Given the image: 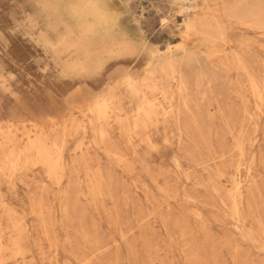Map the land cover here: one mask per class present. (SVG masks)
Masks as SVG:
<instances>
[{
  "label": "rangeland",
  "instance_id": "1",
  "mask_svg": "<svg viewBox=\"0 0 264 264\" xmlns=\"http://www.w3.org/2000/svg\"><path fill=\"white\" fill-rule=\"evenodd\" d=\"M83 1L0 0V264H264V0Z\"/></svg>",
  "mask_w": 264,
  "mask_h": 264
},
{
  "label": "bare ground",
  "instance_id": "2",
  "mask_svg": "<svg viewBox=\"0 0 264 264\" xmlns=\"http://www.w3.org/2000/svg\"><path fill=\"white\" fill-rule=\"evenodd\" d=\"M236 2V6L237 8L239 7V3H240V0H237V1H234ZM243 2V1H242ZM244 3V2H243ZM235 5V3H234ZM242 5V3H241ZM243 6V5H242ZM83 7V6H82ZM254 7V6H253ZM252 7V9H253ZM257 7V6H256ZM261 7H263L261 5ZM244 8V6H243ZM250 8V7H249ZM245 9V8H244ZM263 9V8H261ZM233 10V9H232ZM238 10V9H237ZM236 10V11H237ZM246 10V9H245ZM248 10V8H247ZM256 11V10H254ZM252 11V12H254ZM238 12V11H237ZM242 12V11H240ZM247 12V11H246ZM249 12V11H248ZM236 13V12H235ZM237 14V13H236ZM241 14V15H240ZM239 15L240 16H243L245 13H240ZM243 14V15H242ZM251 14V13H250ZM256 14V13H254ZM254 14L252 13L251 15L254 16ZM239 16V17H240ZM79 18V17H78ZM242 19V18H240ZM242 21V20H241ZM81 28V27H80ZM214 31V30H213ZM216 31V30H215ZM212 33V32H211ZM217 33V31H216ZM221 34V32H220ZM214 35V34H213ZM212 36V35H210ZM209 36V37H210ZM217 34L214 35V37L216 38ZM213 37V36H212ZM219 37V36H218ZM214 39V38H213ZM120 51V50H119ZM121 52V51H120ZM119 53V52H118ZM170 58V57H169ZM173 58V57H172ZM166 59V58H165ZM170 60V59H169ZM165 63V62H164ZM163 63V65H160L157 66L156 70H157V73L159 74V78L160 77H166V78H171L172 75H171V71L170 69ZM173 71V70H172ZM174 78V77H172ZM140 81V80H138ZM145 82V84L147 83L148 87L152 89H156L155 87V82H154V79L153 78H150V77H145L143 78V81H142V84ZM176 82H177V86H178V89H182V83H181V80L180 78H176ZM138 83V82H137ZM136 83V84H137ZM141 83V82H140ZM136 86V85H135ZM138 87V86H136ZM155 87V88H154ZM142 88V87H141ZM129 89V88H128ZM141 93H142V90L140 89ZM155 91V90H154ZM165 95V94H164ZM143 96V95H142ZM144 97V96H143ZM142 105V104H141ZM104 107H105V104L103 102H95L93 104H88L85 106V108L83 109H80L81 113H83V115H89V114H96V116H99V114H101V112L104 110ZM139 110V109H138ZM137 110V111H138ZM145 110V109H144ZM142 111H143V108H142ZM143 114V113H142ZM144 115V114H143ZM96 118V117H95ZM52 121H53V124H56L57 123V120L54 118V117H51ZM141 119V118H140ZM143 119V118H142ZM97 120V119H96ZM93 121H90V123H92ZM22 121L21 122H11L9 124H6L4 126H0V152H4V153H9V151H5L4 150V147L3 145L6 144V143H9L11 145H13V147L16 145V142H15V139H16V134H17V131L20 129V125H21ZM95 123V122H94ZM144 123V122H143ZM23 126V125H22ZM52 126L49 125V124H46V125H35L34 128L31 130V132L33 131L34 133V138L32 140H38L39 142H42L44 140H48V132H50V128ZM144 127V126H143ZM96 128V127H95ZM85 130V129H84ZM93 130V129H92ZM95 130V129H94ZM95 132V131H94ZM102 133V132H101ZM33 135V134H32ZM94 135V134H93ZM99 135V134H98ZM97 135V136H98ZM27 136V135H26ZM96 136V137H97ZM99 137V136H98ZM19 138V137H18ZM22 139V138H21ZM55 139V138H54ZM50 141V140H49ZM37 142V141H36ZM54 142V141H53ZM56 143V141H55ZM5 146V145H4ZM9 146V145H8ZM34 146V145H33ZM37 146V145H36ZM39 146V145H38ZM12 148V147H11ZM56 148V147H55ZM35 149V148H34ZM27 150V148H26ZM13 153H14V150H12ZM12 153V155H14ZM29 154V153H28ZM32 155V154H31ZM2 156V155H1ZM0 156V157H1ZM26 162V161H25ZM16 163V162H15ZM10 165V163H9ZM26 167V166H25ZM41 168V167H40ZM2 243V242H1ZM3 247V246H2ZM1 247V248H2Z\"/></svg>",
  "mask_w": 264,
  "mask_h": 264
},
{
  "label": "crops",
  "instance_id": "3",
  "mask_svg": "<svg viewBox=\"0 0 264 264\" xmlns=\"http://www.w3.org/2000/svg\"><path fill=\"white\" fill-rule=\"evenodd\" d=\"M83 6V7H82ZM98 4L96 3L95 0H84L83 3L81 5L78 6V8H76V12H75V16L78 18H83V17H99L102 16V18L108 20L110 19V17L102 12V14H98V12L96 11V9L98 8ZM50 117V116H49ZM52 117V116H51ZM17 122H21L17 121Z\"/></svg>",
  "mask_w": 264,
  "mask_h": 264
}]
</instances>
